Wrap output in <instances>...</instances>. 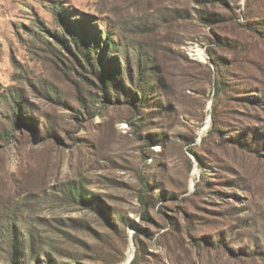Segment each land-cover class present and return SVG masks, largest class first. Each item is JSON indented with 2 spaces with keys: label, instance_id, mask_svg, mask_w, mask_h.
Listing matches in <instances>:
<instances>
[{
  "label": "rangeland",
  "instance_id": "374dc122",
  "mask_svg": "<svg viewBox=\"0 0 264 264\" xmlns=\"http://www.w3.org/2000/svg\"><path fill=\"white\" fill-rule=\"evenodd\" d=\"M52 5L83 14L99 33L97 55L123 83L112 91L118 99L92 101L89 92L102 91L77 88L76 74L69 79L41 48L37 27H55ZM217 36L231 47L215 43ZM128 43L152 59L146 76L138 75ZM209 48L238 92L228 99L215 98ZM128 68L134 85L147 84L145 104L133 103ZM258 86L264 0H0V93L18 88L37 109L0 138V262L9 251L1 235L14 230L27 264H132L137 253L133 264H262L264 156L230 139L244 126L238 110L247 108L231 98ZM214 104L226 122L218 133L210 130ZM261 117L245 124L264 150ZM221 237L249 255H229L217 246Z\"/></svg>",
  "mask_w": 264,
  "mask_h": 264
},
{
  "label": "trees",
  "instance_id": "16d2710c",
  "mask_svg": "<svg viewBox=\"0 0 264 264\" xmlns=\"http://www.w3.org/2000/svg\"><path fill=\"white\" fill-rule=\"evenodd\" d=\"M197 3L205 2L206 0H195ZM52 11H53V18H54V25L55 27L52 29H48L45 27V24H42L41 27H37L38 33L40 35L38 36V41L41 43V48L50 55L52 61H54L56 67H63L66 68L67 75L69 79H71V74H76L75 76L79 78V82L77 85H80V83H85L91 87V85H96V89H100L103 93L100 96L97 95V92L92 93L89 92V97L92 98V101L95 99L101 97L105 98L106 101H114L118 99L117 94L113 95L112 91H117L119 83L123 84L117 76H115L114 72H112L109 67L100 59V57L97 55V42H98V32L89 31L88 29V22L87 18L83 14H76V11L70 12V11H63L58 7H55L52 5ZM199 12V9L197 10ZM200 18H203L204 15L200 14ZM43 23V22H42ZM255 24L253 20H249V26L252 30H255ZM47 31L49 33V38H46L41 32ZM129 42V41H128ZM217 44H222L224 47H231V44L229 41L224 39L223 36H217L216 42ZM127 46V45H126ZM128 49L133 50V55L136 56V64H137V73L141 76H146L147 74H144L147 69L151 68V64L147 65V63H152L151 58H145L147 51L143 47H138L136 44L131 45L128 43ZM209 52V60L212 62V64L215 66L216 72L218 73V76L215 80L214 84V95L215 98L218 99H228V95L234 93H238L236 89L233 87L231 89L228 88L229 86V80L226 73L230 72L227 69V66L224 65L220 60H218L215 56H213V53L211 49H208ZM151 57V55H148ZM245 57H248L245 54ZM147 59V61H146ZM124 63L128 67V61H129V54L125 53L124 56ZM78 68L87 69L86 74H82L78 71ZM227 69V71H226ZM231 75V74H230ZM126 76L129 79L130 85L133 87V91L130 93L132 94L133 100L136 102H140L142 104L146 103L147 99V93L149 92V89L146 88L147 84H143L141 87L139 83L137 85H134L133 83V74L126 69ZM119 77V75H118ZM138 78V82H140L141 78ZM247 80H251V78L246 75ZM96 81V82H94ZM119 81V82H118ZM145 82V81H144ZM120 85V84H119ZM260 85V84H259ZM137 90V91H136ZM253 91H256L254 93H242V94H236L231 100L235 99L233 102L237 104H245L246 109L240 110L239 113L242 115L241 120L237 121V123L244 125L240 126L237 124L236 130H231L230 139L233 143L238 144L245 150V152H253V154L257 156H264V150L259 149L257 146L253 144V133H250L247 131L248 124H245V122L250 123H256V120L259 118H262L261 115L264 114V88L258 86L257 89H254ZM137 92L141 93V97L138 98ZM46 98L61 102L65 105H68V103L65 100H62L60 97H51L48 92L44 95ZM79 103V107L83 109V111H86L87 104L85 103L86 99L83 96L82 91L79 89L77 91V101ZM98 101H100L98 99ZM251 104V106H249ZM244 105V106H245ZM69 106V105H68ZM214 111L211 113L212 115V124H211V131H216L218 133L221 129L226 128V122L223 121V117L216 111V104L213 105ZM239 109V108H238ZM76 114H81L80 110L74 109ZM82 111V110H81ZM32 112L37 113V109L34 106V104L29 103L27 101V98L18 91V88H9L6 89L3 93H0V127L1 123H9V128H0V138L6 139L9 135H13L14 129L18 127L19 119L21 118H32ZM34 121V120H33ZM29 125L33 128L34 132L36 134H39V131L37 130V126L35 121L29 123ZM42 129L46 130V126L43 124L41 126ZM254 128L256 126L254 125ZM262 128L264 130V123L262 122ZM262 130V134H263ZM143 195H141V201L145 203L146 201V187L148 188V183L143 182ZM248 227L250 226L249 223L246 224ZM9 234H2V243L4 240L8 243L9 251H8V262H0V264H27L29 262H21V252L20 248L23 249V242H20L17 239V236L15 234L14 230H9ZM257 242V241H256ZM1 243V242H0ZM212 244V243H210ZM259 245V243H257ZM264 245V243H263ZM262 246L257 249V252L259 253V258L264 261V248ZM217 246H222L225 251L234 257H241L242 255H249V250L245 248L241 249H234L230 248L227 244H224L223 238H219V241L217 243ZM138 252V250H137ZM136 252V253H137ZM251 255V254H250ZM23 257V256H22ZM139 256L137 255L132 259V264L134 262H137ZM264 264V262H261ZM235 264H246V262H235Z\"/></svg>",
  "mask_w": 264,
  "mask_h": 264
},
{
  "label": "bare ground",
  "instance_id": "6f19581e",
  "mask_svg": "<svg viewBox=\"0 0 264 264\" xmlns=\"http://www.w3.org/2000/svg\"><path fill=\"white\" fill-rule=\"evenodd\" d=\"M197 51H198V54H199L200 56H203V55H204L202 50L198 49Z\"/></svg>",
  "mask_w": 264,
  "mask_h": 264
}]
</instances>
